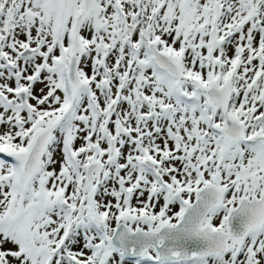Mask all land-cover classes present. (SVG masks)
I'll return each instance as SVG.
<instances>
[{"label":"snow or ice","instance_id":"obj_1","mask_svg":"<svg viewBox=\"0 0 264 264\" xmlns=\"http://www.w3.org/2000/svg\"><path fill=\"white\" fill-rule=\"evenodd\" d=\"M0 264H264V0H0Z\"/></svg>","mask_w":264,"mask_h":264}]
</instances>
